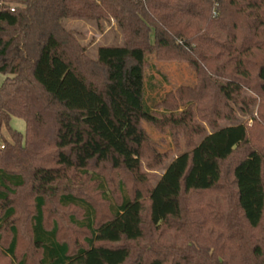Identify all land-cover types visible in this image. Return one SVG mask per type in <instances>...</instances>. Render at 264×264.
Segmentation results:
<instances>
[{"label": "trees", "instance_id": "trees-1", "mask_svg": "<svg viewBox=\"0 0 264 264\" xmlns=\"http://www.w3.org/2000/svg\"><path fill=\"white\" fill-rule=\"evenodd\" d=\"M65 20L115 21L124 44L101 47L91 60ZM263 34L264 0H0V133L10 137L0 147V264H264V141L253 146L238 121L256 104L246 91L260 98L264 120ZM153 54L187 62L197 88L151 106ZM194 102L211 133L193 121ZM14 118L24 134L11 128ZM144 124L175 142L183 134L189 146L155 185L142 161L160 165L167 155ZM227 162L233 182L224 193ZM79 178L96 185L105 215L75 193ZM23 192L32 196L25 249ZM51 204L54 215L81 214L69 216L80 242L66 238ZM168 231L193 243L148 238ZM202 235L206 255L196 245Z\"/></svg>", "mask_w": 264, "mask_h": 264}, {"label": "rangeland", "instance_id": "rangeland-1", "mask_svg": "<svg viewBox=\"0 0 264 264\" xmlns=\"http://www.w3.org/2000/svg\"><path fill=\"white\" fill-rule=\"evenodd\" d=\"M63 26L67 31L71 32L74 35L80 46L85 49V55L91 60L97 59V52L101 47H119L124 44L123 32L115 21L105 22L101 26H98L95 22L84 20H65L63 21ZM258 39L264 42V36H261V38ZM256 54L259 55L258 52H256ZM207 58L208 57L206 56V59ZM148 59L150 69L147 70L146 97L151 106L154 102L160 101L166 93L175 91L180 87L192 89L197 88V85L199 83L198 75L187 62L162 61L158 59L154 54L151 55ZM213 78H215L214 75ZM5 79L6 77L0 74V87L3 85ZM245 95L256 99V104L251 107L250 112H248L247 114H239L238 121L240 123H245L250 129V141L253 146H256L257 144L261 145L259 143L264 141V120L258 117L260 98L250 91H246ZM204 104H209L207 99L201 102V106L203 107ZM198 105L199 104H195V102L193 104V121L200 124V126L203 127L207 133H211L212 128L203 119V109L200 110ZM262 111L264 112V109H262ZM253 118L257 119L256 123L252 121ZM219 125L221 127H225L231 125V123L222 121ZM10 126L13 130L22 134L26 132V124L21 119H12ZM144 128L147 131L152 143L157 147L158 151L162 154L167 155L164 157L162 164L160 165L151 163V160L148 157L143 159L142 161V172L150 180V183L152 185H155L157 180L164 175L167 167L171 164V162L181 154L188 151L189 146L187 145V140L184 138L183 134H177L176 136L178 137V142H175L172 136L169 134L170 132H161L148 124H144ZM1 134L2 133H0V147L3 145V140L5 138L7 140H10V137L5 131L2 134L3 136ZM201 140V137L196 138L194 140V143H199L201 142ZM230 164V162H227L223 166L224 179L221 187L223 189H229L228 191L223 190L224 193H227L232 189L231 184L233 182V178L231 175ZM114 175L115 174L111 175V189L116 185V177ZM79 183L81 184L79 185ZM28 193H21L19 204V224L21 223L23 227L21 228L23 237V249L30 245L28 231L25 227L26 211H30L32 204V196L30 195V193ZM75 193L78 195L89 196L98 205L97 207L100 210V214L102 216L105 215L106 209L105 206H103L100 198V193L96 189L95 184H92L90 183V181L84 180L83 178H79ZM219 199V197L213 198V200ZM55 207L56 206L54 204L50 205V208H52L51 214L53 213V216L57 215V219L61 224V231L65 234L66 238L73 240L72 242H80L82 240L83 233L81 234V232L77 231V229L69 224V216L71 214H74V212L77 213L78 216L81 214L72 209H67L64 211H60L58 209V214L54 215L53 211L55 210ZM148 238H150L153 242L162 244L168 243L172 244L175 247H188L189 244L191 245L193 243V240H188L183 236V234L176 233L174 231L163 232L161 235H157L156 233H154L150 236L148 234ZM196 245H199L198 249L202 250L205 255L208 250L212 251L209 240H207L203 235L199 237V242Z\"/></svg>", "mask_w": 264, "mask_h": 264}, {"label": "built area", "instance_id": "built-area-1", "mask_svg": "<svg viewBox=\"0 0 264 264\" xmlns=\"http://www.w3.org/2000/svg\"><path fill=\"white\" fill-rule=\"evenodd\" d=\"M13 10V9H12ZM14 11V10H13Z\"/></svg>", "mask_w": 264, "mask_h": 264}]
</instances>
